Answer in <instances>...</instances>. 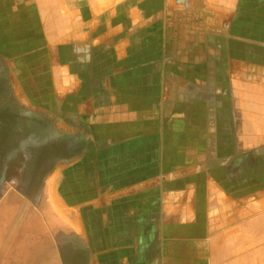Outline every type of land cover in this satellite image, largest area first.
<instances>
[{
  "label": "rangeland",
  "instance_id": "rangeland-1",
  "mask_svg": "<svg viewBox=\"0 0 264 264\" xmlns=\"http://www.w3.org/2000/svg\"><path fill=\"white\" fill-rule=\"evenodd\" d=\"M123 3L126 8L112 11ZM247 3L255 6L250 21L244 19ZM220 4L238 5L243 20L231 27L234 35L222 36L225 41L210 46L203 11L187 10L176 0H0V264H86V253L75 250L80 238L67 232L65 222L83 214L82 203L69 201L63 191L72 182L69 168H62V181L55 174L74 155L71 148L83 146L84 140H71L69 132L92 136L89 158L95 166L88 187L93 196L107 193L106 187L119 176L98 171L101 155L96 150L106 144L101 138L107 130H120L122 120L133 122L140 116L152 118L160 146L183 152V159L192 153L214 163L222 183L237 180L233 191L239 197L261 195L264 0H220ZM130 5L140 10L137 21L130 15ZM74 7L77 12H70ZM246 54L254 63L249 70L242 67ZM6 56L13 70H5ZM121 56L126 59L122 63ZM79 57L84 66L74 65ZM199 64L203 66L198 68ZM117 69L124 73L118 79L113 74ZM165 70H175L179 78L183 72L185 81H197L200 89L187 91L172 80L175 91H167ZM88 75L96 80L87 84L92 91L107 75L123 91L102 92L90 109L83 108L87 96L76 90ZM135 79L142 86L157 82L151 116L134 108L132 93L130 101L124 98V85L133 86ZM108 120L116 124L108 125ZM27 128L34 129L33 135L49 129L62 135L28 139L21 131ZM225 164L237 165L231 177L223 170ZM58 181L66 210L55 195Z\"/></svg>",
  "mask_w": 264,
  "mask_h": 264
},
{
  "label": "crops",
  "instance_id": "crops-1",
  "mask_svg": "<svg viewBox=\"0 0 264 264\" xmlns=\"http://www.w3.org/2000/svg\"><path fill=\"white\" fill-rule=\"evenodd\" d=\"M176 1L187 10L203 11L210 46L225 41L222 36H229L230 33L234 35L231 27H237L239 21L243 20L239 16L241 13H237L236 4L227 8L220 4V0ZM126 5L120 4L112 11L117 12L126 8ZM245 6L250 17L245 14L244 19L250 21L255 6L250 3ZM62 7L67 8L66 5ZM77 10V7L69 9L70 12ZM130 12L134 17L133 21H137L141 15L137 6H132ZM28 36L29 32L26 34ZM26 41L29 42V39ZM121 46L123 47L120 44L119 48L123 51ZM250 57L252 56L245 55L244 66L241 65L244 70H249L254 65L248 61ZM121 58L122 63L125 57ZM5 59V70H13V62L8 63L7 56ZM75 59L74 65L86 64L82 57ZM199 65L198 68L203 66ZM74 71L78 70H70V73L74 74ZM80 71L88 74L89 70ZM118 71L121 70L113 72L116 79L124 74ZM110 72L106 70L109 75ZM163 73L167 91H175L174 80L176 83L180 81L182 88L185 87L187 91L197 92L200 89L197 81H185L183 72L181 78L175 70H165ZM109 75L102 79L96 91L87 86H92V83L94 85L96 81L93 78L91 80L89 75L79 82L80 87L77 84L79 88L76 91L82 90L83 96H87L81 107L88 108L91 102L94 105L97 95L102 92L113 95L123 91L121 87H115V83L111 84ZM149 84L142 86L135 79L133 86L125 84L123 87L124 98L129 100L132 93L134 108L139 109L137 111L140 114L148 111L150 115L155 105L158 85L152 81ZM15 87L18 91V84L15 83ZM146 120H149L146 116L135 117L133 122L129 119L122 120L120 130L110 128L101 138L106 140V144L96 150L101 155L98 171L107 176L119 173V176L115 183L106 187L107 193L100 197L93 196V189H89L90 185L88 187V178L92 177L95 166L94 160L89 158L92 136L88 137L81 132L68 133L71 140H84L83 146L71 148L74 155L63 161L55 174L62 181L65 177L62 168H69L72 182L63 191L69 201L82 203L79 208H83V214L79 213L80 215L69 220L58 210L57 213L68 224L67 232L80 238V248L75 250L86 253V264H264V190L258 196L250 193L239 197L233 191L236 179L231 185L224 184L220 173H216L218 169L214 163L203 162L192 153L183 159L184 156H180L183 152L160 146L157 142L158 133L152 129V118L150 117L149 126ZM196 120H200V117L197 116ZM108 121L105 122L108 125L116 124ZM70 122L73 123L74 120ZM33 130L27 128L21 131L28 134V139H39L42 135L50 138L49 133L53 137L62 135H56L58 133L53 129L36 130L33 135ZM169 137L167 135L166 139ZM220 167L223 168V164ZM236 168L235 164H225L223 170L231 177ZM61 181H58L55 195L60 207L66 210L69 207L57 191L58 186L61 187ZM84 182L87 186H84ZM83 191L87 193L84 194ZM79 208L71 207L76 211Z\"/></svg>",
  "mask_w": 264,
  "mask_h": 264
},
{
  "label": "bare ground",
  "instance_id": "bare-ground-1",
  "mask_svg": "<svg viewBox=\"0 0 264 264\" xmlns=\"http://www.w3.org/2000/svg\"><path fill=\"white\" fill-rule=\"evenodd\" d=\"M55 177H56V175H55ZM55 177H53V181H52V184H54V181H55L54 179H55Z\"/></svg>",
  "mask_w": 264,
  "mask_h": 264
},
{
  "label": "flooded vegetation",
  "instance_id": "flooded-vegetation-1",
  "mask_svg": "<svg viewBox=\"0 0 264 264\" xmlns=\"http://www.w3.org/2000/svg\"><path fill=\"white\" fill-rule=\"evenodd\" d=\"M236 167H237V165H236Z\"/></svg>",
  "mask_w": 264,
  "mask_h": 264
}]
</instances>
